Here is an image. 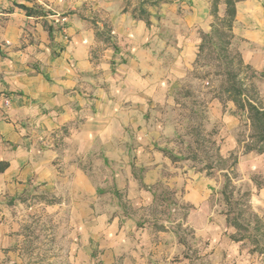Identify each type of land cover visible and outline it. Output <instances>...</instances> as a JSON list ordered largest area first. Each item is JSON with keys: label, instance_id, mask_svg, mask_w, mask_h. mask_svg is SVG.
Masks as SVG:
<instances>
[{"label": "crops", "instance_id": "crops-1", "mask_svg": "<svg viewBox=\"0 0 264 264\" xmlns=\"http://www.w3.org/2000/svg\"><path fill=\"white\" fill-rule=\"evenodd\" d=\"M62 1L0 0V163L8 164L0 173L1 259L14 258L11 247L20 235L13 233L20 228V210L30 203L21 198L35 197L39 201L33 208L65 216L70 239L81 236L75 250L84 257L93 235L99 239L104 227L98 226L100 217L92 215L99 192H106L90 179L96 173L94 164L114 161L109 173L117 190L131 194L140 192L139 183L150 188L164 180L163 155L154 150L151 132L146 130L139 139L122 135L138 127V114L152 112L169 96L171 85L193 67L199 50L196 36L176 35L173 42L161 35L159 43L145 21L125 11L127 0H97L102 23L94 29L87 16L57 12ZM18 5L35 14L28 16ZM209 28L202 26L204 33ZM247 39L257 47L264 45L262 33ZM156 44L163 45V54ZM166 55L175 60L165 63ZM5 100L10 107L4 106ZM135 162L144 167L140 182ZM48 195L59 200L42 202L40 197ZM182 199L194 208L188 225L202 235L211 226L196 208L206 212L207 195L192 189ZM114 220L110 231L118 232L120 220ZM128 222L114 242L125 239ZM164 228L159 233L164 242L152 246L158 252L155 264H177L171 259L178 242ZM108 247L113 250L102 259L108 252L122 255L119 248Z\"/></svg>", "mask_w": 264, "mask_h": 264}, {"label": "rangeland", "instance_id": "rangeland-1", "mask_svg": "<svg viewBox=\"0 0 264 264\" xmlns=\"http://www.w3.org/2000/svg\"><path fill=\"white\" fill-rule=\"evenodd\" d=\"M141 1L127 0L125 11L135 13ZM218 1L219 17L224 18L226 0ZM62 2L55 8L64 13L62 16H87L93 29L102 23L97 0ZM153 2L145 5L150 15L141 20L156 32L158 42L161 35L173 42L176 35H182L196 36L201 45L202 35L210 34L216 22L214 0ZM237 9L235 36L222 38L229 44L214 36V44L207 43L201 53L198 50L193 67L171 85L169 96L152 112L138 114V127L127 128L122 135L139 139L146 130L151 132L154 150L163 155L164 180L150 188L139 183L140 192L131 194L127 189L117 190L109 173L114 161L101 162L100 166L91 162L98 170L90 179L106 192H99L100 200L92 206L93 217L102 220L98 226L104 227L99 239L93 235L87 255L81 257L75 250L76 245L81 246V236L70 239L65 216L56 218L43 208H33L39 201H34L35 197L21 198L23 202L30 199V203L20 210V228L13 233L20 235L11 247L14 258H0V264H155L159 261L153 257L158 252L152 246L164 242V237L159 239L164 226L175 235L179 247L171 263L264 264V153L257 151L264 149V134L252 126L248 111L237 107L223 91L229 84L230 62L237 64L240 54L244 67L238 80L244 85V99L264 111V45L257 47L255 41L247 39L251 33L264 35V0H244ZM202 26L210 27L209 31L204 33ZM218 27L228 34L221 24ZM155 48L158 54L164 53L163 45ZM174 60L169 55L164 62ZM133 168L140 182L144 167L137 163ZM192 189L207 195L206 212L201 206L196 208L203 211L204 221L211 226L202 230V235L188 225L194 208L182 199ZM40 198L48 205L59 200L53 195ZM116 218L120 230L111 232ZM127 221L125 239L114 242ZM110 244L122 255L108 252L102 259L106 251L113 250Z\"/></svg>", "mask_w": 264, "mask_h": 264}, {"label": "trees", "instance_id": "trees-1", "mask_svg": "<svg viewBox=\"0 0 264 264\" xmlns=\"http://www.w3.org/2000/svg\"><path fill=\"white\" fill-rule=\"evenodd\" d=\"M244 1V0H226V11H225V17L220 18L219 17V1L214 0L212 14L215 18V24L212 27V31L210 34H203L202 35V43L199 47L200 53L205 50V46L207 43L214 44V36L220 38V43H226L229 44V42L222 41V38L227 37H234V24L236 21L237 16V3ZM150 2L154 3L153 0H142L139 4V8L135 10V13L138 18L143 19L145 17L149 16L148 9L145 8V5ZM19 8L26 11L28 16H32L35 14L32 9L27 8L23 5H18ZM138 12V13H137ZM221 24V27H224L225 30L228 32L226 34L221 30L218 25ZM224 49L227 51V46ZM238 61L237 64L234 63V61L230 62V71H227V77L229 79L228 86L223 90L224 93L228 95L231 101L235 103V105L241 109H246L249 114V120L251 121V124L253 127H257L259 132L261 134H264V111H262L258 106H256L253 102H251L249 99L245 100V90L244 85L242 84L241 80L239 79V73L240 70L244 67V60L241 57V55H238ZM250 68L249 66H246ZM238 68V69H237ZM264 141V136H262ZM253 150L250 149L249 152H252ZM259 153L263 154L264 149L257 150ZM174 161V160H173ZM8 168L7 163H0V173L4 172Z\"/></svg>", "mask_w": 264, "mask_h": 264}, {"label": "built area", "instance_id": "built-area-1", "mask_svg": "<svg viewBox=\"0 0 264 264\" xmlns=\"http://www.w3.org/2000/svg\"><path fill=\"white\" fill-rule=\"evenodd\" d=\"M64 21H65V20H63V22H64ZM4 105H5L6 108L10 107V102H9V100H5Z\"/></svg>", "mask_w": 264, "mask_h": 264}]
</instances>
